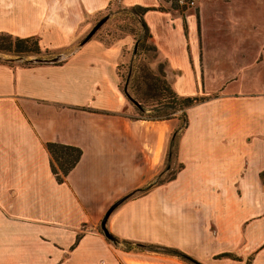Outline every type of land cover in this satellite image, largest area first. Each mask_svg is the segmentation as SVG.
Instances as JSON below:
<instances>
[{"label":"crops","instance_id":"crops-1","mask_svg":"<svg viewBox=\"0 0 264 264\" xmlns=\"http://www.w3.org/2000/svg\"><path fill=\"white\" fill-rule=\"evenodd\" d=\"M0 0V34L36 38L56 63L0 60V264H190L127 250L123 242L176 249L199 264H264V21L209 24L141 6L143 20L187 110L175 179L162 171L177 120H135L119 89L122 37L106 44L90 23L114 0ZM165 10H162V9ZM260 29V30H259ZM47 56V55H46ZM47 144L81 158L59 184ZM229 254L238 260L215 259Z\"/></svg>","mask_w":264,"mask_h":264},{"label":"trees","instance_id":"trees-1","mask_svg":"<svg viewBox=\"0 0 264 264\" xmlns=\"http://www.w3.org/2000/svg\"><path fill=\"white\" fill-rule=\"evenodd\" d=\"M124 10L133 18V22L137 25L138 32L141 35L128 33L134 38L132 60L123 77L119 75L118 66L119 89L128 102L133 101L138 104V107L134 108L137 114L135 120L156 122L175 119L178 121V125L169 140L164 168L148 187L133 191L125 197L129 199L135 195L142 194L153 186H159L175 179L177 172L182 169V165L177 162V150L179 137L188 124L187 110L195 104L202 103L205 98L179 97L165 80L164 64H159L157 72L154 74L146 64L139 60L141 54H144V56L150 54V59L152 60L157 58V49L150 42L151 36L143 20L144 15L154 9L133 6ZM0 53L12 55L16 58L44 57L49 55L40 49L38 39L36 38H16L6 34H0ZM30 63V61H25L22 65L28 66ZM46 150L50 155L51 173L59 184L64 183L67 175L78 164L82 154L81 151L76 147L57 144H47ZM175 165L176 171H173ZM170 172L172 174L164 178V175ZM261 178L264 179V173H262ZM123 245L126 249L134 246V248L140 251L160 253L179 258L190 264H199L180 251L168 247L139 243L132 244L130 242H123ZM222 258L238 260L229 254L215 257V259Z\"/></svg>","mask_w":264,"mask_h":264},{"label":"rangeland","instance_id":"rangeland-1","mask_svg":"<svg viewBox=\"0 0 264 264\" xmlns=\"http://www.w3.org/2000/svg\"><path fill=\"white\" fill-rule=\"evenodd\" d=\"M93 1L95 0H92L91 4H95V2ZM161 1L164 3L163 6L166 8V10L172 11L174 13V16L180 15L183 18L184 16H189L192 19L197 20L198 22L202 21L203 23H206V24H209L210 22L214 20H221V21L245 20L248 22L264 21V0H161ZM124 9H128V8H124L120 0H114L110 4L107 10L99 13L96 16V18H94V20L90 23L89 30H91L92 27L100 19L107 16L108 20L95 33V35H100L102 38H104V41L106 42V44H111L115 40H118L119 38H122V37H132L133 38V36L129 35L128 33H134V34L137 33L138 35H141V33L139 34L138 32L139 29L137 25L133 22V18ZM162 10H165V9L163 8ZM133 45L134 44L132 42V44L126 46L122 50L121 60L118 65L119 75L122 77L125 75L127 67L130 61L132 60ZM53 58L55 57L44 56V57L16 58L15 56H12V55H5V54L0 53V60L9 59V60H17V61H25V60L30 61V60H36V59L50 60ZM139 60L143 62L144 64H146L152 70V72H154V74L157 72V68L159 64H164L165 65L164 73H165V80H166V64L163 63L158 58V56L156 59L152 60L150 59V54H146V56H144V54H141V56L139 57ZM166 82L171 87L170 83L167 80ZM129 104L133 108L132 115L136 116L137 114L135 113V110H134L135 107L130 102ZM156 122H160V121H156ZM175 169H176V165L174 166L173 171H176ZM172 173L170 172L168 174H165L164 178L169 177ZM145 192H143L142 194H144ZM142 194L135 195L132 198L137 197ZM129 199H125L124 201H127ZM99 228H100V225H99ZM130 249H136V248L132 246V248ZM130 249H127V250H130Z\"/></svg>","mask_w":264,"mask_h":264},{"label":"water","instance_id":"water-1","mask_svg":"<svg viewBox=\"0 0 264 264\" xmlns=\"http://www.w3.org/2000/svg\"><path fill=\"white\" fill-rule=\"evenodd\" d=\"M108 20L107 16L103 17L102 19H100L93 27L92 29L87 33V35L84 37V39L82 40L81 44L86 43L87 41H89L94 35L95 33L100 29V27L102 25H104V23ZM60 60L59 57H55L53 59L50 60H42V59H36V60H30L31 63H56ZM132 103V105L134 107H138V104H136L133 101H130ZM126 198H122L120 200H118L117 202H115L113 205H111V207L106 211L105 215L103 216L101 222H100V230L103 233L104 237L110 241L113 244H116L117 241L116 239L109 234V232L106 229V222L108 217L110 216V214L118 207L120 206V204L125 200Z\"/></svg>","mask_w":264,"mask_h":264}]
</instances>
